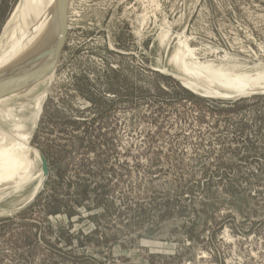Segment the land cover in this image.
Here are the masks:
<instances>
[{
	"label": "rangeland",
	"instance_id": "374dc122",
	"mask_svg": "<svg viewBox=\"0 0 264 264\" xmlns=\"http://www.w3.org/2000/svg\"><path fill=\"white\" fill-rule=\"evenodd\" d=\"M21 1L0 0L4 44L28 26L13 27ZM65 11L53 73L32 85L44 70L26 64L0 78V107L18 119L0 130L29 132L49 171L35 193L41 158L23 162L0 132L17 159L0 175V264H264V92L231 99L182 81L200 63L235 80H217L224 93L264 85V0Z\"/></svg>",
	"mask_w": 264,
	"mask_h": 264
},
{
	"label": "bare ground",
	"instance_id": "6f19581e",
	"mask_svg": "<svg viewBox=\"0 0 264 264\" xmlns=\"http://www.w3.org/2000/svg\"><path fill=\"white\" fill-rule=\"evenodd\" d=\"M46 1L47 0H22L19 6L16 8L17 14H21L22 8L24 9H23L22 16L18 17V15L16 14V17H15L16 21H14L13 23L14 30L22 28L23 24L26 22L28 23V26L24 32L20 31L19 34L16 33L17 35L15 34L13 38L11 39V41L9 39V41L6 42V44H4L3 42L4 38L0 40V42H2L4 46V47L1 46L2 48L0 47L1 51L3 50L2 53H0V78L1 76L6 75V73L8 72V68L11 67V69L13 70V73L11 74L12 76L13 74H15V72L18 69H20L21 67H24V65L26 64L33 67L37 71L44 70L42 71L40 75L38 74L39 77H37L38 76L37 75L36 76L37 78L36 77L33 78V80L35 78L36 79L31 83L32 85H34L35 83H38L39 80L45 79L48 73L49 74L53 73V68H55L56 63L52 65L51 59L53 57L54 52H57L58 48L61 45V41H62L61 38H62V32H63L62 17L64 16V18L66 19L67 11H65V8H66L65 6L63 9L64 11V14H63V11L61 9L63 0H50L51 2L48 3L46 6H44ZM24 18H27V21H24ZM67 28H66V32H67ZM10 29L12 28L10 27ZM48 43L51 44L52 46L53 45L55 46L52 49L53 51H49L50 48H49ZM195 65H197V67L193 66V69L196 70L197 72H194V73L205 77L207 83L205 84L203 83L202 80H200L203 78L202 76L199 79H194V78L184 79L183 78L182 81H184V83H186L190 87V89L192 88L196 91H199V93L200 91H202V93L208 94L211 96L219 95V96L229 97V96L250 94L255 91H258V89H264V85H260L258 88L248 87L242 92H235V93H229V94L224 93L218 89L221 86L220 84L217 83V80H221V82L225 84V86L227 87L235 86L236 85L235 80L233 81V79L230 78L229 74L227 75V77H224V79H221V78L218 79L219 77L218 71L215 69H212L211 64L203 65L199 63ZM4 71H7V72L3 73ZM21 72L22 70L20 71L19 74L23 78L24 76L30 73L26 71L22 73ZM242 76L246 77L247 73L243 74ZM8 80H10V78ZM214 83H216V85H214ZM5 85L4 87L2 85L0 86V93L2 91L1 94H3L5 91V88H6ZM6 86L8 87V85ZM14 93H22V92L14 91ZM44 96L45 95L43 94V92H41L37 97H35L36 104H34L32 109L34 110L36 117H39L40 115L41 105L43 103ZM17 100L18 99L15 100V103H17L15 107H17L18 112L21 114L19 115L20 118L21 119L25 118L26 111H29V109L27 110L25 109V111L22 109L23 110V114H22L20 108H18L19 107L18 104L20 103H18ZM33 110H31L30 112L33 113ZM0 119L2 120L3 124L10 125V126H12L13 123H16V121H18L17 117L14 114V109L12 107L11 109L8 107L6 108L5 106L0 107ZM15 127L16 129H18L17 125ZM0 132L3 135H5L8 139L9 138L12 139L11 144H10V148H11L10 151L15 154L19 153L18 155L23 162L27 163L29 159L32 161H36L38 159L40 160V158L42 162L43 157L41 156L40 152L36 149H33L29 143V139L31 136L29 132H26L24 135L13 133L14 132L13 130L12 132H9L6 129L0 130ZM7 152H9V150L8 151L0 150V159L1 160L4 159L3 162H0V164H2L1 168L3 169L0 172V175L4 174L2 173L4 172V169H9L17 160L14 158H10ZM41 171H42V176L40 175L38 178V183L36 185L37 187H36L35 193L42 188V182L45 178L44 171L42 169ZM28 174L31 178L33 177L32 174L30 175L29 172ZM30 177H27V180L28 178L29 180H31ZM34 179H37V178H34ZM3 180L5 179H2V181Z\"/></svg>",
	"mask_w": 264,
	"mask_h": 264
},
{
	"label": "water",
	"instance_id": "95a60500",
	"mask_svg": "<svg viewBox=\"0 0 264 264\" xmlns=\"http://www.w3.org/2000/svg\"><path fill=\"white\" fill-rule=\"evenodd\" d=\"M66 4V0H63L62 1V7H61V9H62V11H63V9H64V7L66 6L65 5ZM63 14H64V11H63ZM62 19H63V23H62V25H63V32H62V38H61V45H60V47L58 48V50H57V52H54V54H53V57H52V59H51V64L53 65V64H55V63H57V61H58V52H59V50H60V48H62V46L64 45V42H65V40H64V37H65V33H66V25H65V18H64V16L62 17ZM56 65V64H55ZM258 90H261V91H263L264 92V89H258ZM253 93H255V92H253ZM251 94V93H250ZM243 95H249V94H243ZM243 95H236V96H229V98H231V99H236V98H240V97H242ZM228 98V99H229ZM42 170L44 171V174H45V178H44V180H43V182H42V184L44 183V181H45V179H46V177L49 175V171H48V164H47V160L43 157V159H42ZM39 191V190H38ZM37 191V192H38Z\"/></svg>",
	"mask_w": 264,
	"mask_h": 264
}]
</instances>
